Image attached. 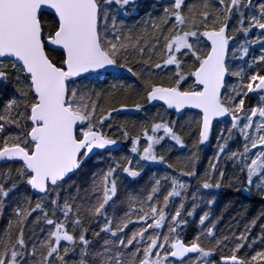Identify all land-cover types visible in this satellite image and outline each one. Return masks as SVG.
I'll list each match as a JSON object with an SVG mask.
<instances>
[{
  "label": "snow or ice",
  "instance_id": "6c2138e0",
  "mask_svg": "<svg viewBox=\"0 0 264 264\" xmlns=\"http://www.w3.org/2000/svg\"><path fill=\"white\" fill-rule=\"evenodd\" d=\"M135 2L0 0V162L15 166L0 170V217L21 185L38 196L34 205L28 196L15 197L13 218L0 230V264H264V224L258 236L251 235L264 213L239 235L217 236L219 221H212L208 211L199 215L193 239L186 241L178 231L197 214V197L205 198L201 189L222 187L221 161H231L239 173L228 186L239 185L237 191L264 200V0H161L162 14L149 15L139 30L119 19ZM255 47L259 55L246 59ZM109 69L136 77L140 99L149 104L161 101L178 113L198 110L199 144L208 141L214 121L230 118L202 177L198 152L176 165L157 154L166 138L184 147L174 127L161 121L151 123V135L148 125L136 135L121 126L120 135L131 138L130 151L138 157L135 165L128 157L121 163L109 156L106 171L94 173L87 187L67 192L66 179L92 156L117 145L103 128L106 121L111 128L118 109L105 113L101 108L97 116L99 93L93 99L88 90ZM252 93L258 102L246 107ZM134 108L142 111L143 105L136 102ZM237 133L242 150L230 144ZM151 163L164 164L174 174L154 176L146 198L129 196L127 210L118 214L117 174L135 180ZM181 177L199 181L190 209L186 203L193 185ZM214 203L215 197L207 199L209 207ZM41 221L43 238L35 232Z\"/></svg>",
  "mask_w": 264,
  "mask_h": 264
},
{
  "label": "trees",
  "instance_id": "16d2710c",
  "mask_svg": "<svg viewBox=\"0 0 264 264\" xmlns=\"http://www.w3.org/2000/svg\"><path fill=\"white\" fill-rule=\"evenodd\" d=\"M189 3L193 2V0H188ZM128 15H121L119 19L124 21L126 27L134 28V30H139L143 28L144 21L149 20V15L151 18H156L161 15V0H136L135 4L128 6ZM241 37L237 36V40H240ZM253 55H259L258 47L250 50V54L248 56V60L251 59ZM130 59H133V56L130 54ZM134 70L138 73L141 71L139 66L133 65ZM163 78V74L160 73L157 77L158 82L159 79ZM167 83V80H164ZM115 85V87H113ZM140 89V81L133 77L130 73H128L125 69H120V72L117 74L108 73L106 76L101 77L99 81L93 82L89 85V91L93 93V99H97L95 93H99L98 102V111L97 116L100 115L99 109H104L105 113L112 108L118 109L116 112H112L111 116V128L107 126L109 121L105 122V127L103 128V132L113 139L122 142L123 147L118 151L105 152L102 156H93L91 159L87 160L82 168L78 171L77 174L73 175L70 179L65 182V189L67 192H74L76 185H80L83 189L87 187L91 183V177L94 173H101L102 171H106L107 167L111 164L112 159L124 162V158L128 157L133 160V165H135V160L138 157L135 154H132L131 149V138L124 139L118 129L123 126L127 128V130L132 134L136 135L137 133L142 132V125H148V131L151 135V123L155 122H165L170 123L174 130L178 135L182 137L184 147L180 145H176L170 139H167L162 142V147L157 146L156 151L157 154H163L166 160L173 165H176L178 161L187 160V158L192 154L193 151L198 152L199 159L196 163L197 172L202 177L205 173V170L209 169V162L213 161L214 153L209 154V150H207L203 145L198 143L199 135H198V123L197 120L199 117L196 115L197 113L188 111L180 114H175L169 110H167L164 106H152L147 103L145 100H141L139 96ZM11 88L8 89V93H11ZM2 100V98H0ZM136 102H140L143 105L142 111H136L134 108V104ZM258 102V96L249 94V98L246 99V107L255 106ZM121 104L126 105L125 109H121ZM196 117L191 119V117ZM196 119V120H195ZM230 127L229 121H223L219 123H215V130L219 127ZM157 135H163L162 130L157 133ZM226 135V134H225ZM242 140V139H240ZM231 147L233 150L240 148V141L238 136L234 140L230 141ZM145 146V142L143 136H141V142L139 147L143 148ZM242 147V146H241ZM143 164V162H142ZM160 166H152L151 164H144L143 170L141 171V175L137 177L135 180L127 177L122 171L117 174L118 180V193L114 198V202L116 205L117 212L127 210L128 203L127 198L129 196H135L138 198H146L147 194L150 191L152 186V180L155 176L159 178L163 174H174L172 173V169L167 168L164 164H159ZM5 167H15L14 165H4L0 166V170H3ZM220 167L225 170L226 176L225 180L222 184V187L217 189L203 190L201 189L199 195H203L204 200H200L199 196L197 197V203L199 205L197 209V214L194 217L188 218L189 223L186 227H184L180 231L181 238L186 241H190L193 239L199 232V215L204 211H208L210 213V219L212 221L218 220L219 222L216 224V234L217 236L221 235H229L232 233L239 235L246 223H248L253 217L260 216L264 213V200L255 195H250L246 191H237L236 186H228V181L234 175H239V173L233 168L231 161H228L225 164L224 161H221ZM178 171V170H177ZM182 180L187 181L193 185V188L189 189L188 193V202L186 203V207L191 208V194L195 190L194 186L199 182L192 178L181 177ZM71 185L72 187H69ZM170 190V187H166L162 189L163 193ZM64 193H61V197L63 198ZM17 196H28L31 198L33 205L38 199V196L26 186L21 185L18 191L9 197V202L6 204L3 212V216L0 217V230H3L7 224L9 219H12L11 216L12 208L14 207ZM215 197V203L211 207L207 205V199ZM179 198H177V203ZM139 206L138 204L136 205ZM126 207V208H125ZM126 209V210H125ZM111 211V209H109ZM35 215L29 218L28 221V229H26L25 237L26 239L30 235V230L33 228V220L35 219ZM206 222V226H207ZM260 224H264V218H261L257 226L253 228L251 235L258 236L260 233ZM43 226V221L40 222L39 225L35 226V232L43 238L45 233L40 231V227ZM166 231V228L164 229ZM91 238V234H89ZM103 242L102 237L96 241L95 247L100 249V246ZM206 244L207 242L204 241ZM256 250H260V246L258 245ZM225 253H227V249H225Z\"/></svg>",
  "mask_w": 264,
  "mask_h": 264
},
{
  "label": "water",
  "instance_id": "95a60500",
  "mask_svg": "<svg viewBox=\"0 0 264 264\" xmlns=\"http://www.w3.org/2000/svg\"><path fill=\"white\" fill-rule=\"evenodd\" d=\"M120 72V69H109V72L108 73H110V74H117V73H119ZM152 106H164L166 109H167V106L166 105H163V102H161V101H154V102H152V103H150ZM167 110H169V111H171V112H173V113H175V114H180V113H183V112H188V111H192V112H197L198 113V110H196V109H184V110H181V112H176V110H174V109H167ZM230 120V118H220V122H223V121H229ZM215 123H216V121H214L213 122V127H214V125H215ZM213 127H212V130H213ZM212 130H211V132H212ZM211 132H210V135H209V139H208V141H206L204 144H201V145H203L204 147H206V146H208V144H209V141H210V136H211ZM122 147H123V144H122V142H120V141H117V145L116 146H113V148H112V152L113 151H118V150H121L122 149ZM93 157V156H92ZM3 163L2 162H0V166L2 165ZM73 175H71V177H72ZM66 180H68V179H66ZM36 194V193H35ZM37 195V194H36ZM190 255H194V254H190ZM221 264H222V262H221Z\"/></svg>",
  "mask_w": 264,
  "mask_h": 264
},
{
  "label": "rangeland",
  "instance_id": "374dc122",
  "mask_svg": "<svg viewBox=\"0 0 264 264\" xmlns=\"http://www.w3.org/2000/svg\"><path fill=\"white\" fill-rule=\"evenodd\" d=\"M248 57H246V59H247ZM195 113H197V112H195ZM194 118H197V116L196 117H191V119H194ZM196 120V119H195ZM221 129H224L223 127H219V128H217L216 130H215V128L213 127V130H212V132H211V136H210V141H209V144H208V146H206L205 148L207 149V150H209V154H212V153H216V151H217V140H218V137H219V135H220V130ZM225 134L227 135V133L225 132ZM238 136V139H239V141H240V148H241V150H242V144H243V140H240V139H242L239 135H238V133L236 134V137ZM174 142V141H173ZM175 143V142H174ZM253 152L254 151H256L255 149H253L252 150ZM151 165L152 166H160L158 163H151ZM126 208V207H125ZM126 210V209H125ZM118 214H122V211H120V212H117Z\"/></svg>",
  "mask_w": 264,
  "mask_h": 264
},
{
  "label": "flooded vegetation",
  "instance_id": "af4514ba",
  "mask_svg": "<svg viewBox=\"0 0 264 264\" xmlns=\"http://www.w3.org/2000/svg\"><path fill=\"white\" fill-rule=\"evenodd\" d=\"M253 94L257 96V94H255V93H253Z\"/></svg>",
  "mask_w": 264,
  "mask_h": 264
}]
</instances>
